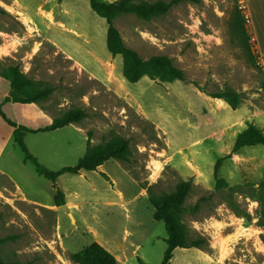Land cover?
<instances>
[{
	"label": "rangeland",
	"instance_id": "374dc122",
	"mask_svg": "<svg viewBox=\"0 0 264 264\" xmlns=\"http://www.w3.org/2000/svg\"><path fill=\"white\" fill-rule=\"evenodd\" d=\"M241 5L251 14L245 27L254 60L235 28ZM261 14L253 0H201L174 5L151 20L118 16L114 25L126 46L144 59L167 55L185 74L182 81L144 76L132 83L123 75L122 56L107 48L106 19L88 0H0V104L11 90L3 76L10 67L34 88H49L38 103H4L8 118L38 128L67 110L86 112L78 123L26 133L38 161L49 170L75 165L89 132L92 144L119 136L132 150L129 163L110 159L54 182L24 160L0 115L2 258L75 264L70 254L96 241L121 264H141L138 258L162 264L167 231L153 216L148 188L161 195L189 180L182 220L194 238L206 239L208 250L176 248L172 264H264V224L249 196L264 180V146L243 147L220 167L219 175L238 186L234 198L249 219L234 213L214 178L216 161L231 153L239 132L255 125L264 133ZM229 89L241 95L236 109L212 96ZM58 189L65 195L61 206L55 205Z\"/></svg>",
	"mask_w": 264,
	"mask_h": 264
},
{
	"label": "trees",
	"instance_id": "16d2710c",
	"mask_svg": "<svg viewBox=\"0 0 264 264\" xmlns=\"http://www.w3.org/2000/svg\"><path fill=\"white\" fill-rule=\"evenodd\" d=\"M92 10L100 17L106 19L107 48L113 56L121 55L123 58V75L129 82L135 83L142 77L148 76L152 80L160 82H173L175 80H185L184 71L175 65L173 59L167 55H153L147 59L142 58L139 53L126 46L119 30L114 25V20L123 14H134L143 20H151L167 13L174 5L180 3H199L201 0H88ZM235 28L239 29V34L247 52L252 60L253 51L250 43L251 35L246 30L245 21L241 10L236 13ZM3 76L10 82L11 90L0 104V115L13 128L12 136L16 144L24 154V160L35 165L37 172L54 182L64 173L80 174L86 170H96L100 165L110 159H117L122 162H131L132 150L130 141L119 136H114L99 144L91 143V132L88 133L87 148L85 154L73 166H64L58 170H49L44 167L38 158L29 150L26 142V133H36L52 131L58 128L80 122L86 115L84 109L75 108L57 116L54 120L43 127L32 128L8 118L3 110V104L9 101L17 103H38L44 95L49 92V88L36 89L31 84L18 67H10ZM217 97L226 101L233 109H236L241 102V95L234 90H226L213 93ZM264 146V133L255 125H248L236 136L231 153L220 157L214 166L215 190L225 191L228 195V205L234 213L240 217L249 219L250 213L243 209L235 200L234 193L237 185H230L228 180L219 175L220 167L225 158L232 153L238 152L246 146ZM105 175V174H104ZM107 176V175H105ZM192 188L189 180L180 181L175 190L155 195L151 188H148L149 200L154 207L153 216L156 220L165 223L167 231V247L165 249L162 264H172V258L176 248L195 247L200 250H208L206 239L202 236L193 237L186 224L182 220L183 205ZM249 196L258 203L259 222L264 224V180L257 186L251 187ZM65 204V195L59 189L55 197V205ZM70 260L75 264H121L119 260L108 249L96 241L84 246L80 250L71 253ZM141 264L145 263L138 258ZM0 264H30L28 262L5 261L0 253Z\"/></svg>",
	"mask_w": 264,
	"mask_h": 264
},
{
	"label": "crops",
	"instance_id": "0c3cea01",
	"mask_svg": "<svg viewBox=\"0 0 264 264\" xmlns=\"http://www.w3.org/2000/svg\"><path fill=\"white\" fill-rule=\"evenodd\" d=\"M250 1V0H249ZM253 1H255V2H257V6L261 9V11H262V17H263V19H264V0H253ZM254 21V20H253ZM30 104H34V103H26V105H30ZM37 108V107H36ZM39 111H40V113L41 114H43V115H48V114H46V113H43V111H42V109H39V107L37 108ZM37 116V115H36ZM50 116V115H49ZM49 116H48V118H49ZM52 119L53 118H55L54 116H50ZM50 122H49V124L53 121V120H49ZM10 126V125H9ZM11 127V126H10ZM30 127V126H29ZM36 127V126H35ZM34 127V128H35ZM12 132H13V128L11 127V129H10V131L8 132V136H11L12 135ZM0 149H1V147H0ZM101 166L102 165H100L98 168H101ZM143 191V190H142ZM118 196H120V198H123V193H122V191H118ZM120 262L122 261L120 258L118 259Z\"/></svg>",
	"mask_w": 264,
	"mask_h": 264
},
{
	"label": "built area",
	"instance_id": "2783aa9c",
	"mask_svg": "<svg viewBox=\"0 0 264 264\" xmlns=\"http://www.w3.org/2000/svg\"><path fill=\"white\" fill-rule=\"evenodd\" d=\"M240 10L244 18L245 24H251V14L249 13L250 11H247V7L245 5H241Z\"/></svg>",
	"mask_w": 264,
	"mask_h": 264
}]
</instances>
